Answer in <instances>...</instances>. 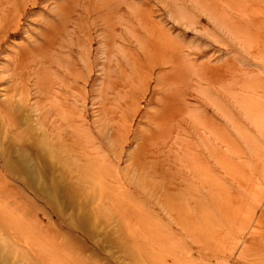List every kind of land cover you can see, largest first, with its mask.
Here are the masks:
<instances>
[{"label": "rangeland", "instance_id": "rangeland-1", "mask_svg": "<svg viewBox=\"0 0 264 264\" xmlns=\"http://www.w3.org/2000/svg\"><path fill=\"white\" fill-rule=\"evenodd\" d=\"M0 264H264V0H0Z\"/></svg>", "mask_w": 264, "mask_h": 264}, {"label": "bare ground", "instance_id": "bare-ground-1", "mask_svg": "<svg viewBox=\"0 0 264 264\" xmlns=\"http://www.w3.org/2000/svg\"><path fill=\"white\" fill-rule=\"evenodd\" d=\"M242 256L244 257V254Z\"/></svg>", "mask_w": 264, "mask_h": 264}]
</instances>
